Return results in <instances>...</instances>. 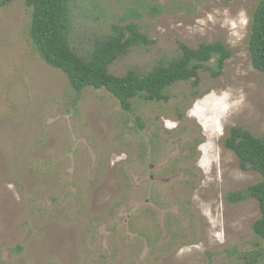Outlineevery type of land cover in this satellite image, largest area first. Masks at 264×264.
Returning a JSON list of instances; mask_svg holds the SVG:
<instances>
[{
  "label": "rangeland",
  "instance_id": "rangeland-1",
  "mask_svg": "<svg viewBox=\"0 0 264 264\" xmlns=\"http://www.w3.org/2000/svg\"><path fill=\"white\" fill-rule=\"evenodd\" d=\"M259 0H72L71 42L85 56L112 24L149 44L109 67L149 72L222 41V74L199 72L167 99L123 111L104 89L78 98L37 55L23 0H0V264H264L256 200L229 193L259 181L225 149L229 128L264 140V75L248 40ZM159 8V13H152Z\"/></svg>",
  "mask_w": 264,
  "mask_h": 264
},
{
  "label": "trees",
  "instance_id": "trees-1",
  "mask_svg": "<svg viewBox=\"0 0 264 264\" xmlns=\"http://www.w3.org/2000/svg\"><path fill=\"white\" fill-rule=\"evenodd\" d=\"M30 9L28 35L41 60L61 71L76 98L86 88L104 89L118 101L123 111L132 110V101L157 102L167 99L166 91L179 82L199 84V72L206 71L212 78L219 77L232 54L218 40L190 48L179 43V54L168 62H160L147 73L135 69L122 76L109 73L114 61L125 56L133 47L149 44L145 34L135 23L112 24L110 31L94 39L85 56L77 54L72 46V0H23ZM154 8L152 13H159ZM248 51L252 67L264 75V0H259L252 13ZM225 149L232 151L242 170L250 169L259 175V181L247 188L229 193L226 199L238 203L247 199L257 201L260 217L252 231L264 244V140L250 131L234 126L223 140Z\"/></svg>",
  "mask_w": 264,
  "mask_h": 264
}]
</instances>
